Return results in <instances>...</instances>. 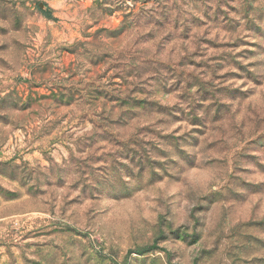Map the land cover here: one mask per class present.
<instances>
[{
    "label": "rangeland",
    "instance_id": "obj_1",
    "mask_svg": "<svg viewBox=\"0 0 264 264\" xmlns=\"http://www.w3.org/2000/svg\"><path fill=\"white\" fill-rule=\"evenodd\" d=\"M0 264H264V0H0Z\"/></svg>",
    "mask_w": 264,
    "mask_h": 264
},
{
    "label": "trees",
    "instance_id": "obj_2",
    "mask_svg": "<svg viewBox=\"0 0 264 264\" xmlns=\"http://www.w3.org/2000/svg\"><path fill=\"white\" fill-rule=\"evenodd\" d=\"M41 11H43L45 14L49 13V12H46V10H43V9Z\"/></svg>",
    "mask_w": 264,
    "mask_h": 264
}]
</instances>
